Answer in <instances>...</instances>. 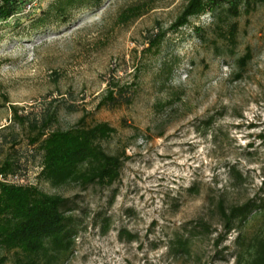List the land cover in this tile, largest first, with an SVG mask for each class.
<instances>
[{"label":"rangeland","instance_id":"rangeland-1","mask_svg":"<svg viewBox=\"0 0 264 264\" xmlns=\"http://www.w3.org/2000/svg\"><path fill=\"white\" fill-rule=\"evenodd\" d=\"M56 1L23 0L0 22V160L21 158L25 183L70 199L74 244L52 264H236L238 239L264 233V4L242 9L231 43L211 13L173 29L187 0ZM142 2L147 14L120 22ZM110 85L132 102L100 107ZM12 105L27 120L55 114L54 129L111 124L102 146L124 155L120 181L52 187ZM221 201L255 206L227 232ZM26 261L0 245V264Z\"/></svg>","mask_w":264,"mask_h":264},{"label":"trees","instance_id":"trees-1","mask_svg":"<svg viewBox=\"0 0 264 264\" xmlns=\"http://www.w3.org/2000/svg\"><path fill=\"white\" fill-rule=\"evenodd\" d=\"M23 0H0V22L13 17ZM102 0H57L50 9L73 10L100 5ZM264 0H187L183 11L172 24L178 30L186 26L192 17L211 13L217 27L228 24L229 36L234 42L237 25L233 22L242 14V9L250 13ZM151 8L148 2L132 5L122 11L119 20L123 24L133 22ZM163 35H156L151 41L158 46ZM117 86H108L107 95L99 104L118 106L130 104L131 97L116 91ZM14 121L27 126L30 131L29 143L42 152V162L38 177L54 188L69 183L82 188L92 185L110 187L121 179L124 155L111 154L102 146L110 139L116 128L108 122L86 125L82 117L70 129H54L55 114L40 119L27 120L19 115V109L12 105ZM264 138V136H263ZM14 144H17L16 141ZM24 163L21 158L6 155L0 160V245L9 251H17L26 257L24 264H52L67 254L74 244V219L67 215L70 199L60 194H49L33 184L7 182L9 176H22ZM264 192V179L262 182ZM254 203L235 205L227 208L219 202L218 210L230 232L234 222L246 221ZM241 251L236 264H264V233L255 234L248 240L238 239ZM181 251L189 253L187 240L180 241Z\"/></svg>","mask_w":264,"mask_h":264},{"label":"built area","instance_id":"built-area-1","mask_svg":"<svg viewBox=\"0 0 264 264\" xmlns=\"http://www.w3.org/2000/svg\"><path fill=\"white\" fill-rule=\"evenodd\" d=\"M26 176H9L8 178H7V182H10V183H21V184H26L25 183V180H26Z\"/></svg>","mask_w":264,"mask_h":264}]
</instances>
